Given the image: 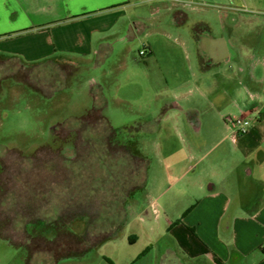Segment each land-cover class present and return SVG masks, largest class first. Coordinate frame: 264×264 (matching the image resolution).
Wrapping results in <instances>:
<instances>
[{"label":"rangeland","instance_id":"374dc122","mask_svg":"<svg viewBox=\"0 0 264 264\" xmlns=\"http://www.w3.org/2000/svg\"><path fill=\"white\" fill-rule=\"evenodd\" d=\"M160 1L152 0L147 10L130 9L152 14L154 27L168 32L154 28L146 36H124L105 60L93 55L24 64L0 58V230L7 236H0V264L95 259L96 249L87 255L79 246L74 251L78 240L97 239L98 231L116 225L128 198L141 207L158 196V180L179 175L183 165L193 163L190 156L196 161L198 152L206 153L203 163L212 162L211 148L232 133L211 106L225 98L204 90V96L192 92L181 99L163 118L173 102L160 89L168 75L140 51L151 42L159 57L189 77L187 58L195 60L198 50L187 39L199 22L208 20L218 29L227 12L229 19L242 21L238 34L262 38L264 0H199L178 25L169 11H156ZM156 72L162 80H154ZM229 145L226 140L221 147ZM188 192L179 185L170 191Z\"/></svg>","mask_w":264,"mask_h":264},{"label":"crops","instance_id":"0c3cea01","mask_svg":"<svg viewBox=\"0 0 264 264\" xmlns=\"http://www.w3.org/2000/svg\"><path fill=\"white\" fill-rule=\"evenodd\" d=\"M151 1L0 0V58L24 64L93 55L105 60L124 36H146L154 28L168 32L154 27L152 14L130 9L153 8ZM159 3L156 11H169L175 25L201 5L199 0ZM229 16L226 12L218 29L200 21L193 38L188 37L198 50L195 60L187 58L189 77L159 57L151 42L143 45L152 55L150 63L158 62L168 75L160 89L173 102L163 118L171 114L170 107H180L181 99L192 92L204 96V90L209 97L225 98L211 106L226 128L228 119L237 116L248 122L247 131L226 133L211 148L210 163H203L206 153L198 152L196 161L190 156L193 163L166 181L161 177L156 184L160 194L146 198L141 207L138 199L130 197L129 204L128 198L117 234L95 248V259L76 264H264V37L238 34L243 23ZM156 73L154 80H162ZM226 140L231 145L221 147ZM177 185L189 192L170 193Z\"/></svg>","mask_w":264,"mask_h":264},{"label":"trees","instance_id":"16d2710c","mask_svg":"<svg viewBox=\"0 0 264 264\" xmlns=\"http://www.w3.org/2000/svg\"><path fill=\"white\" fill-rule=\"evenodd\" d=\"M125 217H126V210L124 209V211H122V213L120 215H118L117 217L114 218V221L117 223L116 225H113L111 227L109 226L108 229L98 231V234H97L98 238L97 239H93L91 237H88L89 235H87L84 239L78 240V243H76L77 244L76 248L74 247V251L82 249V250H84V254L87 255L89 252L94 250L104 240H107V239L115 236L117 234V232L120 230V228L122 227V225L125 221ZM92 235H94V234L92 233ZM82 244H84V245H82ZM78 246L80 249L78 248ZM74 253H76V252H74ZM76 255L77 254H73V255H71L70 258H72V259L76 258L75 257Z\"/></svg>","mask_w":264,"mask_h":264},{"label":"built area","instance_id":"2783aa9c","mask_svg":"<svg viewBox=\"0 0 264 264\" xmlns=\"http://www.w3.org/2000/svg\"><path fill=\"white\" fill-rule=\"evenodd\" d=\"M181 1V0H178ZM147 50H141L140 55L145 56ZM229 129L232 130V133H245L248 129V122L244 121L242 117L233 116L228 119Z\"/></svg>","mask_w":264,"mask_h":264},{"label":"flooded vegetation","instance_id":"af4514ba","mask_svg":"<svg viewBox=\"0 0 264 264\" xmlns=\"http://www.w3.org/2000/svg\"><path fill=\"white\" fill-rule=\"evenodd\" d=\"M55 130H56V128L54 127V124L52 125V130H49L50 131V133H54L55 132ZM55 148V147H54ZM0 236H2V237H7V236H5V235H3V232L0 230ZM10 239V238H9ZM11 241V240H10Z\"/></svg>","mask_w":264,"mask_h":264}]
</instances>
